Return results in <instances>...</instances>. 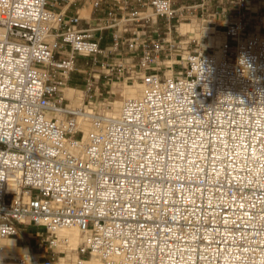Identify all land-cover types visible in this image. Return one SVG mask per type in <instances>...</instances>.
<instances>
[{"label":"built area","instance_id":"obj_1","mask_svg":"<svg viewBox=\"0 0 264 264\" xmlns=\"http://www.w3.org/2000/svg\"><path fill=\"white\" fill-rule=\"evenodd\" d=\"M81 1L0 0V239L31 245L2 260L264 264V13L249 29L236 0L225 41L203 47L172 34L207 22L208 0H90L93 18ZM125 73L142 94L115 112Z\"/></svg>","mask_w":264,"mask_h":264},{"label":"rangeland","instance_id":"obj_2","mask_svg":"<svg viewBox=\"0 0 264 264\" xmlns=\"http://www.w3.org/2000/svg\"><path fill=\"white\" fill-rule=\"evenodd\" d=\"M187 2H189L190 0H186ZM235 2L236 0H208V9H207V22H205L204 24L201 23L200 19H197L196 17H194L193 19H197V22H199V27L194 31V34L197 37H200L201 35L205 34L207 35V37H203L202 39V45L203 47H209V46H214V45H219L221 43V41L224 38V30H225V24L227 22V20H229V18H231L234 13H235ZM249 6L251 7L250 13L249 15L251 16L250 19V24H249V29H253L255 27V25L259 22L260 17L262 16V14L264 13V0H249ZM75 6H73L72 9H74ZM90 8L86 9L85 12H83V15L86 14V12H89ZM186 22V21H184ZM190 22V21H187ZM213 26H216L215 28H213ZM212 31H215L216 35L213 37H210ZM179 30L178 31H174L173 33V37L174 40H179L184 38L180 33ZM219 41V42H218ZM214 42V43H213ZM202 47V48H203ZM81 65H85L84 63H81ZM88 71H90V69H88ZM87 73L83 70H79L77 68L76 71H74L73 77L75 78H80L85 80ZM128 73H125L124 75H122L119 79L118 78H114L115 82L113 83V90H115V94H113L112 97H110V101H115L117 99H121L122 97V90L124 89V83L125 81H131L130 78H127ZM74 80V79H73ZM140 82V79L137 80V82H135L132 85H135L136 83ZM131 83V82H130ZM74 88H76L74 85L72 86ZM108 94L104 93L103 95H98L97 96V100H104V98L107 96ZM111 107H108L107 110H110ZM33 231L36 232L38 230H42V228L40 227H36L33 226L32 227ZM28 232L27 230L24 231V234L26 235ZM28 238L24 237L23 239H19L17 242V245L19 247V249H17V251H15V255L14 253H10L11 256L16 257L19 256L21 254H23L25 251V247L20 248L21 245H24L26 243H28ZM7 261H14L13 259H8Z\"/></svg>","mask_w":264,"mask_h":264},{"label":"bare ground","instance_id":"obj_3","mask_svg":"<svg viewBox=\"0 0 264 264\" xmlns=\"http://www.w3.org/2000/svg\"><path fill=\"white\" fill-rule=\"evenodd\" d=\"M199 24L200 23L197 22V19H192V21L190 22H182L178 29L182 33H186L188 31H195L199 27ZM224 41L225 36L221 43H223ZM123 88L124 89L122 90V97L124 96L127 99L130 97L140 96L142 94L143 84L141 82H138L135 85H132L127 80L125 81ZM64 89L65 95L71 99L72 104H79L82 101L81 90L74 87H65ZM123 102L124 100L122 98L114 101L115 112H119L121 110ZM61 235L69 236V239L71 241L70 245L66 247L67 255L63 257L62 260H66L68 257L73 259L75 253L72 252V250H74L77 245L81 242L83 236L76 227L62 230ZM17 249H19V247L17 246L16 240L14 238L0 239V264H15V262L12 261L2 260V256L10 255V252L14 253L15 255V251H17ZM25 250L26 249H24V251Z\"/></svg>","mask_w":264,"mask_h":264},{"label":"crops","instance_id":"obj_4","mask_svg":"<svg viewBox=\"0 0 264 264\" xmlns=\"http://www.w3.org/2000/svg\"><path fill=\"white\" fill-rule=\"evenodd\" d=\"M78 5H82L83 6V8L80 10V12L90 8L89 13L91 14V18L95 17V15H97V14H100V13L103 14L104 13V11L103 12H99L98 10H94L91 7V1L90 0H82ZM112 33H113L112 30H106L104 32V39L102 41L103 45H110V44L113 43L112 36H111ZM178 33H180V32H178ZM181 34H182V32H181ZM172 38L174 39L173 34H172ZM122 56L124 57L125 60H127L126 56H128V59H130V58L132 59L133 58L136 62H138V54L125 53V54H122ZM117 59H120V58H118V56H117ZM84 62H85L84 59L82 57H79L77 59V68L79 70H82V71L84 70L87 73V72H89L88 69H90V68H85L84 65H81V63H84ZM93 69H99V66H95ZM73 74H74V72H72L71 75H70L68 86L72 87L74 85L77 89L82 90L84 88V86H85V80L80 79V78H75V77H73ZM101 89H102L103 93H105L106 87L102 86ZM27 246L31 247L29 242L24 244V245H21L20 248L27 247Z\"/></svg>","mask_w":264,"mask_h":264}]
</instances>
